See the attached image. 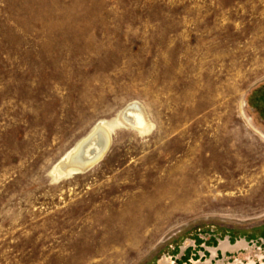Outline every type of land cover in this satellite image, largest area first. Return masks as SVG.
Listing matches in <instances>:
<instances>
[{
    "label": "rangeland",
    "instance_id": "1",
    "mask_svg": "<svg viewBox=\"0 0 264 264\" xmlns=\"http://www.w3.org/2000/svg\"><path fill=\"white\" fill-rule=\"evenodd\" d=\"M0 264H264V0H0Z\"/></svg>",
    "mask_w": 264,
    "mask_h": 264
},
{
    "label": "bare ground",
    "instance_id": "2",
    "mask_svg": "<svg viewBox=\"0 0 264 264\" xmlns=\"http://www.w3.org/2000/svg\"><path fill=\"white\" fill-rule=\"evenodd\" d=\"M118 123L132 125L134 128L140 129L146 126V119L138 105H131L121 113ZM105 126L103 124L98 125L78 147L76 146V150L73 152L71 150L72 153L69 152L70 155L57 164L54 173L70 175L73 172L88 171L96 165L104 157L111 144L110 131Z\"/></svg>",
    "mask_w": 264,
    "mask_h": 264
},
{
    "label": "flooded vegetation",
    "instance_id": "3",
    "mask_svg": "<svg viewBox=\"0 0 264 264\" xmlns=\"http://www.w3.org/2000/svg\"><path fill=\"white\" fill-rule=\"evenodd\" d=\"M226 245H227V246H231V245H229L228 243H227ZM245 245H246V244H245ZM256 246H257V245H256ZM262 246H263V245H262ZM262 246H261V247H262Z\"/></svg>",
    "mask_w": 264,
    "mask_h": 264
},
{
    "label": "water",
    "instance_id": "4",
    "mask_svg": "<svg viewBox=\"0 0 264 264\" xmlns=\"http://www.w3.org/2000/svg\"><path fill=\"white\" fill-rule=\"evenodd\" d=\"M88 169H89V168H88ZM83 171H86V170H83ZM83 171H82V172H83Z\"/></svg>",
    "mask_w": 264,
    "mask_h": 264
}]
</instances>
